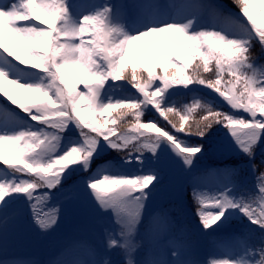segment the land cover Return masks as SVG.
I'll return each mask as SVG.
<instances>
[{
  "label": "snow or ice",
  "instance_id": "snow-or-ice-1",
  "mask_svg": "<svg viewBox=\"0 0 264 264\" xmlns=\"http://www.w3.org/2000/svg\"><path fill=\"white\" fill-rule=\"evenodd\" d=\"M232 3L237 12L218 2L137 0L129 22L108 3L0 2V230L21 205L40 231L52 230L59 195L82 185L110 225L103 248L49 264H120L111 253L123 264H264V156L256 162L264 146V0ZM179 90L191 103L177 105ZM220 130L226 141L214 140ZM209 141L226 160L193 173ZM233 154L247 158L251 189L237 191ZM177 164L191 174L202 230L236 242L222 258L188 259L168 235L172 209L149 210ZM209 175L221 180L211 192ZM237 217L247 226L230 232ZM155 224L164 226V242L136 259Z\"/></svg>",
  "mask_w": 264,
  "mask_h": 264
},
{
  "label": "rangeland",
  "instance_id": "rangeland-1",
  "mask_svg": "<svg viewBox=\"0 0 264 264\" xmlns=\"http://www.w3.org/2000/svg\"><path fill=\"white\" fill-rule=\"evenodd\" d=\"M0 2H11V0H0ZM136 2L137 0H76L78 5L85 7L103 3L116 6V11L121 15H126L129 22L134 16L133 4ZM173 2H181V0H173ZM185 2L194 4L218 2L225 9L238 11L226 0H185ZM251 54L253 55L254 52ZM256 55L257 53L254 57ZM196 91L204 96L214 95L203 88H197ZM172 98L178 106L191 103V94L184 90L177 91ZM216 102L219 107L227 110V105L219 98H216ZM148 116L155 118L156 114L149 111ZM120 126L125 127L126 122L121 123ZM214 140L226 141L225 132L220 130L215 133ZM262 156H264V146L257 149V164ZM225 160L226 158L221 155L219 145L209 141L208 150L196 160L193 173L222 166ZM227 162L236 164L241 169L238 177L240 188L237 191L251 189L253 174L247 167V158L233 154ZM220 183V178L215 175H209L205 180L209 192L214 191ZM59 200L62 204L59 222L47 232L40 231L31 222L27 209L23 205L20 206L19 211L9 219L7 227L0 230V264H49L53 260H86L92 258L90 249L103 248L104 229L110 225L107 217L97 212L92 198L83 186L80 185L61 193ZM160 206L172 209L176 224L168 229V235L176 237L183 243L187 249L188 259L203 262L213 257L222 258L224 253L235 248L236 242L229 240L221 231L202 230L191 200V174L186 173L178 164L167 173L163 188L155 192L149 202V210ZM246 226L247 221L237 217L229 231L242 232ZM164 232V226L155 224L152 234L144 236L143 247L137 252L136 259L158 249L159 245L164 242L162 240ZM137 239L139 240L140 237ZM110 255L113 260L123 264V258L117 253Z\"/></svg>",
  "mask_w": 264,
  "mask_h": 264
},
{
  "label": "trees",
  "instance_id": "trees-1",
  "mask_svg": "<svg viewBox=\"0 0 264 264\" xmlns=\"http://www.w3.org/2000/svg\"><path fill=\"white\" fill-rule=\"evenodd\" d=\"M232 7L236 8L235 5L232 3V0H226ZM254 52L253 56L258 52H259V45H256L253 49H252V53Z\"/></svg>",
  "mask_w": 264,
  "mask_h": 264
}]
</instances>
